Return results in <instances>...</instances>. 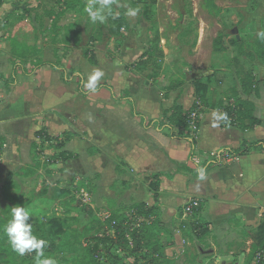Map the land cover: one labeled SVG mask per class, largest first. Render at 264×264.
I'll return each mask as SVG.
<instances>
[{"label": "crops", "instance_id": "1", "mask_svg": "<svg viewBox=\"0 0 264 264\" xmlns=\"http://www.w3.org/2000/svg\"><path fill=\"white\" fill-rule=\"evenodd\" d=\"M256 2L253 7L261 19V34L264 0ZM253 38L252 43L257 36ZM2 45L1 185L12 176V187L18 188L21 180L30 184L34 177L62 190L66 182L70 185L83 180L86 187L81 192L91 198L89 206L96 210L95 202L103 204L107 206L104 214L112 210L116 215L132 212L139 204L155 207L146 178L161 174L159 219L162 231L169 235L164 250L169 264H256L253 254L264 223V147L221 164L214 159L219 152L239 150L245 142L264 143V56L250 49L249 43L250 53L246 49L243 54L236 52L228 67L220 69V73L230 72V86L224 75L213 72L185 88L170 89L164 97L157 89L142 88L138 81L129 79L119 59L110 71L111 92L101 88L103 81L93 76L98 71H93L79 48L49 50L47 54L52 56L47 59L33 54L40 65L34 67L31 60L15 59L13 51L9 60ZM131 55L128 53V60H132ZM249 74L254 86L246 93L243 85ZM196 81L208 84L206 95L197 94ZM233 89L254 104V116L261 121L254 130L223 127V112L218 106ZM123 92L133 99L139 116L133 113L127 97L121 96ZM176 105L186 112L198 109L201 113L195 148L190 141L173 139L168 129L159 128L163 111ZM43 130L64 141L58 154L65 155L53 160L42 155L40 145L45 139L37 133ZM47 184L41 185L42 190L37 186L36 191L45 194ZM192 200L201 201L200 211L197 216H185V206ZM127 204L132 206L126 209ZM201 225H206L205 230L199 229ZM87 245L96 251L99 244L90 240ZM117 255L126 257L121 250Z\"/></svg>", "mask_w": 264, "mask_h": 264}, {"label": "rangeland", "instance_id": "2", "mask_svg": "<svg viewBox=\"0 0 264 264\" xmlns=\"http://www.w3.org/2000/svg\"><path fill=\"white\" fill-rule=\"evenodd\" d=\"M254 3L256 0H156L145 15V0H0V44L9 60L11 51L27 47L26 43L31 45L30 53L46 59L52 56L47 54L49 50L79 48L93 71H98L93 76L103 81L101 88L108 90L110 71L119 59L129 79L142 88L157 89L164 97L170 89L185 88L213 72L224 75L230 86V72L220 73V69L227 68L240 51L237 42L250 53L247 44L262 31ZM120 19L129 26L112 31ZM38 47L41 53H37ZM79 77L83 83L82 75ZM47 135L40 145L42 155L48 160L65 155L58 154L64 141ZM21 183L18 188L0 184V264H98L87 243L111 227H102L107 206L94 201L93 210L91 198L84 202L83 180L66 182L62 190L45 181V194L36 191L37 186L40 190L44 186L41 179L32 177L30 184ZM130 213L112 215L123 220ZM56 225L64 233L56 234ZM145 231L150 245L162 249L169 243L167 232ZM28 241L35 243L34 257L25 247ZM143 246L139 255L129 258V264H169L168 256L150 258L149 248ZM144 255L150 259L143 260Z\"/></svg>", "mask_w": 264, "mask_h": 264}, {"label": "trees", "instance_id": "3", "mask_svg": "<svg viewBox=\"0 0 264 264\" xmlns=\"http://www.w3.org/2000/svg\"><path fill=\"white\" fill-rule=\"evenodd\" d=\"M146 5L144 7V14L147 15L150 12V8L153 4L156 3V0H145ZM118 22L117 28L112 29V31L116 30H122L128 27V23L124 19L116 20ZM241 44L242 42H237ZM242 45V44H241ZM249 48L254 50L258 55L264 56V33H261L257 36V38L253 41V43H249ZM25 49V50H22ZM28 47H15L13 50V54L15 56V59L28 62L31 60V63L34 65V67H40L39 64H36L35 62V56H32L33 54L30 53L28 50ZM23 52H22V51ZM21 52V53H20ZM240 53H244V48L241 46ZM31 55V56H30ZM14 64V63H13ZM13 66H17V64H14ZM13 80H15V76H12ZM5 84H9L8 82L4 81ZM254 86V80L251 74L245 76V82L243 85V89L246 93H250ZM196 92L201 93L200 95H206L208 92L209 86L208 84L202 82V81H196L195 82ZM111 92H113L112 87H108ZM122 95L124 97H127L126 100L131 104L133 113L137 115L136 113V105L133 99L128 97L127 92H123ZM218 108L222 110L223 112V127H239L243 131H249L254 130L258 126L261 125V121H259L255 116V106L252 102L248 100H244L239 97V93L236 89H233L232 94L230 97L226 98L225 100L220 101ZM192 111H184V109L180 106H174L172 109L164 110L163 111V120L159 123V128L163 129L166 128L170 132V136L173 139L178 140H187L190 141L193 148L196 146V139L194 137H191L190 133L188 132V116ZM139 116V115H137ZM140 118L143 121V124H145V118L144 116H140ZM153 124L154 121H151L150 124ZM37 136L47 138V132L41 131L37 133ZM65 146L64 143H61L59 145V149H62ZM258 147H264V143H254L250 144L248 142H245L243 146L236 151L229 152L234 157H242L249 155L252 151L256 150ZM163 175L157 174L152 175L150 177L146 178V181L149 183V189L150 192L154 195V199L156 202V206L153 208L147 207L145 204H139L133 207L131 214V217H125L123 220H120L118 218H115L112 216V218L102 224V227L104 225L112 226V222H116L117 226L114 227L116 235L115 237H107L105 238H97L95 242H97L99 245L97 246V252L95 249L91 248L90 252L92 255L95 256V260L98 264H129L128 260L129 258H134L137 255L140 254L139 250L143 247H148L151 255L150 258L156 259L160 255H165L164 250L165 246L157 247L156 245H150L147 239V233L145 230H152L157 229L161 230V223H160V191H161V179ZM12 180L13 177L9 176L6 179V185L8 187H12ZM201 208V207H200ZM200 208L197 209L194 214L195 216L198 215V212L200 211ZM132 219V220H131ZM152 219V222H149V220ZM139 226H138V223ZM57 226L56 234H62L64 233V229ZM206 225H201L199 229L205 230ZM257 245L254 250V256L256 255L257 251L260 249H264V223L261 225L259 229V234L257 237ZM103 245L101 252L98 251L99 246ZM28 247V253L31 255V257H34V249L35 246L34 242L28 241L25 243V247ZM26 247V248H27ZM121 250L125 253L126 257L123 258L119 255H117V252ZM26 252V255H27ZM147 255H144L142 258L143 260H146ZM147 257V258H149ZM2 258V257H1ZM149 258V259H150ZM136 261V260H135ZM135 264V262L133 263Z\"/></svg>", "mask_w": 264, "mask_h": 264}, {"label": "built area", "instance_id": "4", "mask_svg": "<svg viewBox=\"0 0 264 264\" xmlns=\"http://www.w3.org/2000/svg\"><path fill=\"white\" fill-rule=\"evenodd\" d=\"M200 119H201V113L198 109L192 111L189 114V116H188V132L190 133L191 137H194V138L197 137V134L199 133V129H200ZM230 158H234V156L231 155L229 152H226V151H222V152H219V153L214 155V159H215V162L217 164H221ZM82 198H84V202H87L89 200V197L84 193H82ZM200 207H201V201L192 200L190 203H188L185 206V209H184L185 216L193 215L194 212L197 209H199ZM103 216H104L103 217L104 222H108L112 218L111 214H109V213L104 214ZM137 223L139 226L140 222H137ZM111 225L112 226H110L111 228L107 231V233L100 236L101 238H105V236H109V237L114 236L115 237L116 232L114 230L115 229L114 227L117 226V223L112 222ZM254 261L256 262V264H264V249H260L257 251L255 258H254Z\"/></svg>", "mask_w": 264, "mask_h": 264}]
</instances>
